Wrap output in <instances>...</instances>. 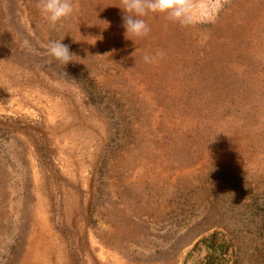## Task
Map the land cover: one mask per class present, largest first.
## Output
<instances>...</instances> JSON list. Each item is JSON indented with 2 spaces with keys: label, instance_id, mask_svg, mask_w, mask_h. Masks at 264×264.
<instances>
[{
  "label": "rangeland",
  "instance_id": "obj_1",
  "mask_svg": "<svg viewBox=\"0 0 264 264\" xmlns=\"http://www.w3.org/2000/svg\"><path fill=\"white\" fill-rule=\"evenodd\" d=\"M37 2L0 0V264H264V0L129 39L121 0Z\"/></svg>",
  "mask_w": 264,
  "mask_h": 264
},
{
  "label": "clouds",
  "instance_id": "obj_2",
  "mask_svg": "<svg viewBox=\"0 0 264 264\" xmlns=\"http://www.w3.org/2000/svg\"><path fill=\"white\" fill-rule=\"evenodd\" d=\"M121 5L117 7L123 12L122 27L125 29L126 39L130 36L146 37L149 35L151 29L141 18L148 13L164 14L168 20L178 22L182 26L192 21L191 0H121ZM37 7L41 15L52 26L70 17L74 11L72 0H38ZM47 51L51 57L61 63L62 67L73 62L72 57L76 56L70 53L69 47L64 45L62 40L51 42ZM165 55L166 53L160 50L154 55H145L143 60L146 64H152Z\"/></svg>",
  "mask_w": 264,
  "mask_h": 264
}]
</instances>
